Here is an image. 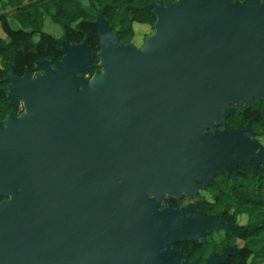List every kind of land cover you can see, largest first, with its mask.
Instances as JSON below:
<instances>
[{"label":"water","instance_id":"obj_1","mask_svg":"<svg viewBox=\"0 0 264 264\" xmlns=\"http://www.w3.org/2000/svg\"><path fill=\"white\" fill-rule=\"evenodd\" d=\"M147 8L157 19L141 48L98 15L100 69L91 77L88 42L67 35L63 57L40 58L37 74L7 65L8 99L23 100L25 111L0 120V176L22 178L33 193V246L7 229L0 255L125 264L144 233L174 228L177 240L204 243L208 232L234 227L191 207L159 212L149 193L173 177L206 188L224 169L234 178L238 163L255 172L264 163L251 121L223 130L214 123L225 122L231 104L244 111L264 99V1L156 0ZM235 248L205 264L224 263Z\"/></svg>","mask_w":264,"mask_h":264},{"label":"trees","instance_id":"obj_2","mask_svg":"<svg viewBox=\"0 0 264 264\" xmlns=\"http://www.w3.org/2000/svg\"><path fill=\"white\" fill-rule=\"evenodd\" d=\"M152 1L156 0H0V27L7 36L0 38V118L12 109L7 96L9 82L5 80L7 65H13L19 76L26 69L34 75L40 58L62 57L61 41L67 35L71 43L88 42L95 64L88 74L93 75L100 69L98 15L109 21L124 42L133 43L135 24L152 26L157 19L155 12L147 8ZM158 1L166 4L176 0ZM10 14L20 26L12 25ZM47 16L61 25L62 38L44 30ZM245 112V121L252 119L264 134V99H256ZM211 189L219 195L218 199L200 201L198 209L220 213L227 222L234 224L230 230L240 245L226 264H264V178L249 172L240 183L221 177ZM242 217L246 218L244 223L240 221Z\"/></svg>","mask_w":264,"mask_h":264},{"label":"flooded vegetation","instance_id":"obj_3","mask_svg":"<svg viewBox=\"0 0 264 264\" xmlns=\"http://www.w3.org/2000/svg\"><path fill=\"white\" fill-rule=\"evenodd\" d=\"M87 76L91 77L92 75L87 73ZM11 104L12 109L8 110L3 118H0L1 121L5 119L9 112H14L16 116H20L25 111L23 100L13 101ZM231 106L235 110L226 115L224 123H221L219 120L214 122L217 125V129L223 130L227 126L237 128L245 126L251 121L252 127L256 132L252 136L253 139L260 141L264 145L262 141L264 134L255 125L254 121L252 119L245 121V109L250 106H245L244 111H240L234 104H231ZM208 130H211V128H208ZM248 172L259 174L260 177L264 178V163L259 164L257 172L254 171L251 165L238 163V170L234 178L228 177V171L224 169L223 172L213 177L212 184L207 185L206 188L195 187L192 181H187V178L173 177L170 180L173 184L171 187L169 186V188L162 190V187L157 186L156 191L149 193V198L155 201L156 209L159 212H164L168 206H171L173 209L191 207L195 213L219 214L227 222L220 213L199 210L197 205L200 201L212 202L218 199L219 195H216L211 187L219 178L225 177L231 182L240 183L244 179V174ZM182 180L185 182L184 184H181ZM197 180H201V178L199 177ZM26 184V181L22 178L9 177L8 179V177L0 176V235L4 237L6 230L12 231L11 229L13 228L14 232H12L15 242L21 245V241L23 240L28 243V246L32 247L33 193H27L23 190ZM206 237L207 241L204 243L199 241H180L177 240L176 229L166 227L161 228L158 232L144 233L142 234L143 246L132 248L125 264H181L182 261L191 262L196 258H199L200 264H205L207 257L211 253L222 254L227 247L236 246L235 249L231 250L226 261L222 263L226 264L228 260H231L233 251L238 250L240 247L239 241H235L234 233L230 229L213 230L212 232H208ZM28 252L30 254L17 256L0 255V264H33V250L26 253Z\"/></svg>","mask_w":264,"mask_h":264},{"label":"rangeland","instance_id":"obj_4","mask_svg":"<svg viewBox=\"0 0 264 264\" xmlns=\"http://www.w3.org/2000/svg\"><path fill=\"white\" fill-rule=\"evenodd\" d=\"M10 11H11V8H8L7 12H10ZM8 18L14 27L20 26L12 14L8 15ZM135 29H136V34H135L134 39H133V44L137 48H141L144 45L146 35L155 32V30L152 26L146 25V24L138 25L136 23ZM44 30L47 31L48 33L55 35L57 38L63 37V33H64L63 28L61 27V25L55 23L49 16H47L45 18ZM6 37H7L6 33L0 27V38H6ZM0 65H1V62H0ZM262 141L264 142V139H262ZM245 220H246V218L242 217L240 221H241V223L242 222L244 223Z\"/></svg>","mask_w":264,"mask_h":264},{"label":"bare ground","instance_id":"obj_5","mask_svg":"<svg viewBox=\"0 0 264 264\" xmlns=\"http://www.w3.org/2000/svg\"><path fill=\"white\" fill-rule=\"evenodd\" d=\"M168 191V190H167Z\"/></svg>","mask_w":264,"mask_h":264},{"label":"built area","instance_id":"obj_6","mask_svg":"<svg viewBox=\"0 0 264 264\" xmlns=\"http://www.w3.org/2000/svg\"><path fill=\"white\" fill-rule=\"evenodd\" d=\"M264 1V0H263Z\"/></svg>","mask_w":264,"mask_h":264}]
</instances>
